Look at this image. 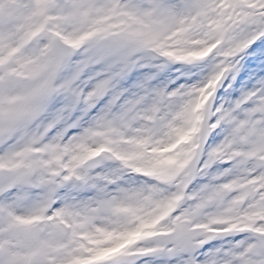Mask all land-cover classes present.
<instances>
[{
  "label": "snow or ice",
  "instance_id": "1",
  "mask_svg": "<svg viewBox=\"0 0 264 264\" xmlns=\"http://www.w3.org/2000/svg\"><path fill=\"white\" fill-rule=\"evenodd\" d=\"M0 264H264V0H0Z\"/></svg>",
  "mask_w": 264,
  "mask_h": 264
}]
</instances>
